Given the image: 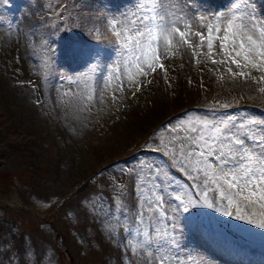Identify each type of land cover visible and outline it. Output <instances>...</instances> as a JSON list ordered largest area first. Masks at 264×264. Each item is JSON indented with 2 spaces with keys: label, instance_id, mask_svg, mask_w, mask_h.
<instances>
[{
  "label": "snow or ice",
  "instance_id": "obj_1",
  "mask_svg": "<svg viewBox=\"0 0 264 264\" xmlns=\"http://www.w3.org/2000/svg\"><path fill=\"white\" fill-rule=\"evenodd\" d=\"M10 6V0H0V10ZM0 24L39 56L49 75L50 38L73 30L82 34L67 38L64 55L85 71L77 77L60 74L76 90L59 92L57 105L65 118L85 127V113L91 114L97 101L106 103L115 80L120 84L112 87L113 104L125 81L138 91L142 77L166 71L163 60L185 46L194 60L204 57L223 66L221 79L224 73L246 79L256 72L253 80L264 82V0H132L123 9L89 0H31L15 26L3 14ZM99 25L116 53L114 65H106L99 44L84 38H98ZM33 96L37 107H45L46 101ZM205 107L204 113L188 109L154 130L141 145L145 157L112 176L111 200L103 190L81 198L116 249L108 254L109 264H217L212 249L234 257L232 264H264V251L259 261L250 258V245L257 241L264 250V118L218 111L230 109L228 101ZM194 234L205 243L193 244ZM52 255L42 235L15 228L0 236V264H53Z\"/></svg>",
  "mask_w": 264,
  "mask_h": 264
},
{
  "label": "rangeland",
  "instance_id": "obj_2",
  "mask_svg": "<svg viewBox=\"0 0 264 264\" xmlns=\"http://www.w3.org/2000/svg\"><path fill=\"white\" fill-rule=\"evenodd\" d=\"M30 2L10 0L11 6L0 14L15 26ZM49 2L56 0H41ZM89 2L93 6L109 2L123 9L132 0ZM99 27L98 38H84L99 44L106 65H114L116 53L105 39L103 25ZM7 33V24H0V236L15 228L33 237L42 235L53 253V264H109L108 254L116 249L101 233L100 220L83 208L81 198L103 190L111 200L112 176L145 157L141 145L154 130L175 122L188 109L204 113L205 105H214L216 100L232 104L218 111H246L264 118V93L260 91L264 82L252 78L258 79L259 73L246 79L224 73L221 79L223 66L212 65L204 57L194 60L185 46L163 60L166 71L157 69L146 80L142 77L138 91L125 81L124 92L117 93L113 104L112 87L120 84L115 80L107 90L106 103L97 101L92 113H85L89 116L85 127L65 118L64 109L57 105L59 92L76 90L60 74L77 77L85 71L64 55L67 38L80 39L82 34L73 30L50 38L54 51L49 75L39 56L26 49L22 39L17 42L14 33ZM111 71L115 74V67ZM104 75H109L107 66ZM99 84L103 87V77ZM33 93L46 101L45 107L35 105ZM122 158L127 160L119 161ZM250 247V254L260 259L264 250L259 242ZM213 258L217 264H226Z\"/></svg>",
  "mask_w": 264,
  "mask_h": 264
}]
</instances>
